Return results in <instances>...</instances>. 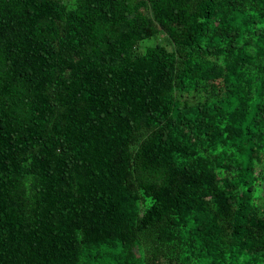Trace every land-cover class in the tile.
Here are the masks:
<instances>
[{
	"label": "trees",
	"instance_id": "obj_1",
	"mask_svg": "<svg viewBox=\"0 0 264 264\" xmlns=\"http://www.w3.org/2000/svg\"><path fill=\"white\" fill-rule=\"evenodd\" d=\"M0 264H264V0H0Z\"/></svg>",
	"mask_w": 264,
	"mask_h": 264
}]
</instances>
